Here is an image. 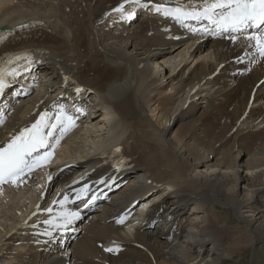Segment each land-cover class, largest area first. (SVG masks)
Segmentation results:
<instances>
[{
	"label": "bare ground",
	"instance_id": "obj_1",
	"mask_svg": "<svg viewBox=\"0 0 264 264\" xmlns=\"http://www.w3.org/2000/svg\"><path fill=\"white\" fill-rule=\"evenodd\" d=\"M214 2L0 0V80L30 65L43 91L0 142L86 92L94 113L56 166L0 187V264H264V55L216 28L188 42L174 11Z\"/></svg>",
	"mask_w": 264,
	"mask_h": 264
},
{
	"label": "snow or ice",
	"instance_id": "obj_2",
	"mask_svg": "<svg viewBox=\"0 0 264 264\" xmlns=\"http://www.w3.org/2000/svg\"><path fill=\"white\" fill-rule=\"evenodd\" d=\"M224 7H228L230 11L227 15L222 16L221 20L226 27H231L233 30L248 22L264 24V0H227L226 3L221 2V0H215L214 3L205 7L203 15L211 19L210 14L214 9ZM122 10L123 5L116 9V11ZM174 11L181 15H188L187 13H182L180 9H175ZM249 39L256 41L255 47L261 55H264V36L253 35ZM2 86L3 82L0 80V87ZM77 91H80V89H77ZM56 119H61L60 114L56 115ZM47 120L48 114H41L40 119L32 126V129L25 130L27 134L21 133L20 136L15 137L8 144L0 146V182L6 179H12L15 182L13 178L23 172L25 167H28L26 157L44 143L41 128L48 126ZM55 126V124L51 125V127ZM45 223H50V221H45ZM117 250L116 248L106 249L109 252Z\"/></svg>",
	"mask_w": 264,
	"mask_h": 264
},
{
	"label": "rangeland",
	"instance_id": "obj_3",
	"mask_svg": "<svg viewBox=\"0 0 264 264\" xmlns=\"http://www.w3.org/2000/svg\"><path fill=\"white\" fill-rule=\"evenodd\" d=\"M64 10L67 12L69 11V8L67 6L64 7ZM94 179V177H93ZM160 187V186H159ZM165 186H161L160 188L157 189V192L155 193V196L159 195V192L164 190ZM167 200L165 201V203H162V201L160 202L161 203V206H160V211L162 212L170 202H171V199L170 198H166ZM227 209L229 210V208L227 207ZM230 226V225H229Z\"/></svg>",
	"mask_w": 264,
	"mask_h": 264
},
{
	"label": "trees",
	"instance_id": "obj_4",
	"mask_svg": "<svg viewBox=\"0 0 264 264\" xmlns=\"http://www.w3.org/2000/svg\"><path fill=\"white\" fill-rule=\"evenodd\" d=\"M71 162H73V160H72V161L65 162L64 165H65V166H66V165L69 166V165L72 164Z\"/></svg>",
	"mask_w": 264,
	"mask_h": 264
}]
</instances>
